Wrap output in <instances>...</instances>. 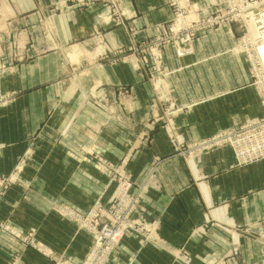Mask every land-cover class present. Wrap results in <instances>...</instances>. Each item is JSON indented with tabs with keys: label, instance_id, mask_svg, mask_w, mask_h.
<instances>
[{
	"label": "crops",
	"instance_id": "1",
	"mask_svg": "<svg viewBox=\"0 0 264 264\" xmlns=\"http://www.w3.org/2000/svg\"><path fill=\"white\" fill-rule=\"evenodd\" d=\"M112 1L0 0L1 91L15 95L0 109V176L20 167L0 215L20 221L14 231L31 238L3 245L0 264H53L59 253L80 264L91 240L49 206L108 203L107 179L88 160L94 152L130 160L133 189L143 188L134 219L152 237L141 245L133 233L109 264H264V159L237 166L226 148L186 166L170 142L209 138L264 115L247 61L233 51L240 30L199 35L189 55L164 50L161 106L169 112L153 127L151 88L131 67L130 37L113 12L148 37L175 4L199 11L220 0ZM91 127L97 134L89 138Z\"/></svg>",
	"mask_w": 264,
	"mask_h": 264
},
{
	"label": "rangeland",
	"instance_id": "2",
	"mask_svg": "<svg viewBox=\"0 0 264 264\" xmlns=\"http://www.w3.org/2000/svg\"><path fill=\"white\" fill-rule=\"evenodd\" d=\"M175 8L176 9L172 13L171 19L174 17V13L176 12V10L180 7H178L177 4H175ZM112 15H113L112 19H113L114 25L124 28L127 32V35H129L128 37H130L131 67L134 69L136 73L140 75V77L142 76V78L146 80V82L151 88L152 102L150 105V109H151V113L153 117L152 118L153 123L151 125L153 127L157 125L156 127L159 128L160 125H159L158 119L162 117L166 112L167 113L169 112L166 110L164 106H161V103L165 101V98L167 95L165 93L166 90H165L164 85H166L167 83L166 79L169 77L167 68L164 66V61L162 59L163 52L166 48L171 47L172 50L174 51V54L178 57H181L185 54L189 55L191 51L188 48V51L185 50L187 51L186 53L180 54L178 52L179 49L175 47L174 45L166 46V42L167 44L172 43L169 32H168L169 26L171 24L169 22L171 21V19L168 22L155 25L150 31L152 34L146 37V36H141L143 33V30H138L133 25H127L125 21L122 19V16L118 15L117 11H114ZM237 47H238V43H236L233 51L240 54L237 51ZM262 61L264 63V59H262ZM5 70H6L5 66L0 67V73L2 72L3 76L5 75ZM248 70H249L248 71V77H249L248 85L251 86L254 89L255 94L258 95L259 100L263 107V111H264V105L262 103L261 92H259L258 87L254 84V80L250 76L249 65H248ZM3 76L0 79V95L4 97L6 105L4 106L1 105L0 109L13 103L14 96H15L13 93H3L1 91V81L3 79ZM123 95L125 94L123 93ZM162 113L163 115L160 116V114ZM258 118H264V115ZM161 126H162V129L163 128L168 129L167 125H161ZM233 129L235 128L222 130L210 136L209 138L200 139L196 141H185L179 136H178L179 138L178 137L172 138L170 142H172L173 146L175 147L173 156L177 157L187 166V165H191L192 163H198L199 159H201L204 156L209 155L212 152H216V151L226 149V148L231 150V148L226 147L225 145L224 134L229 131H232ZM171 132L173 131L171 127H169V133ZM87 133H88L89 138L90 136L94 137L97 134V130L91 127L87 131ZM232 154H233V151H232ZM123 159L124 160L112 162L108 157H105V154L101 152L100 153L94 152L88 155L89 162L95 165L97 172L103 175L105 179H107V185H106L107 190L106 191L111 192V196L109 197V201L107 204H103L100 202L99 199H97L86 211L79 210L75 208L73 205L67 204L64 202L52 203L49 206V212L53 213L58 219L62 221V223H65V224L68 223V224L73 225L77 231L85 233V235L89 237V240H91V242H90L88 251L90 247H92L93 242H94L92 238L93 234L90 232V228H89L90 225H93L94 215H96L97 218L100 217L99 219H102L103 223L107 222V218L115 219V218L123 217L125 206H123V203H122L124 201L121 200V197H122L121 193L122 191L125 190L126 187L124 186L128 181H129L128 183L131 184L130 183L131 173L126 170L127 165L130 163V160H128L127 158H123ZM160 162L161 161H156V164ZM235 164H236V161H235ZM150 174H154V172ZM19 175H20V167H17V165H15V167L12 169L10 173H8L7 175L0 176V202H1V199H3L6 196L9 189L14 186V183L17 181ZM136 191L137 190H134L131 188L128 190L129 192L128 196L130 199H131V194L133 195V192L135 193ZM142 195L143 193H139L138 195H136L138 196V198L135 201L136 209L133 211L134 214L132 215V221L135 224L137 223L135 222L134 217L136 216L135 214L137 210L141 208ZM128 208L131 211V205H129ZM74 216H79L81 218L80 221H76V219L74 220L73 218ZM138 216L141 218H144L142 217L141 214H139ZM127 218H128V223L131 224V214ZM18 223H20V221L14 220L12 222L11 219L9 218L3 219L0 215V239H1L0 249H2L3 245L4 247L11 249L12 246L14 245L13 241H16V240H21V242L23 243L25 242L31 243V240H30L31 238L29 236L22 237L19 234H17L16 231H14V228L16 229L17 227L16 224ZM137 230L139 231L140 234H143V232L141 231V227L137 228ZM133 233L134 232H131L130 230L127 233L126 237L122 239L120 244L125 239H130ZM148 235L149 236H145V238L142 239V241L138 240V243H140L141 245L149 244V242L152 240V237L150 234ZM87 253L83 255L84 259ZM167 253L171 255L175 260H179V259H181V261L184 260L181 258L180 253L177 252L176 250H168ZM41 254L44 255L45 257H48L49 255L47 251H44ZM15 258L16 256L14 255L13 259ZM83 258L80 264H82V262L84 261ZM52 262L53 264H57V262L59 263L67 262L68 264H74L71 261H69V259L65 258V256H63L61 253H59L58 255H55V257H53L52 259Z\"/></svg>",
	"mask_w": 264,
	"mask_h": 264
},
{
	"label": "built area",
	"instance_id": "3",
	"mask_svg": "<svg viewBox=\"0 0 264 264\" xmlns=\"http://www.w3.org/2000/svg\"><path fill=\"white\" fill-rule=\"evenodd\" d=\"M110 1L113 5V1ZM169 23L171 24L168 32L172 43L166 42V46L174 45L179 49L180 54L186 53L188 48L192 51L193 44L199 35L210 33L223 26L235 25L241 33L237 51L246 59L250 76L261 92L264 105V63L260 54L261 49L264 48V0H221L216 5L199 11L178 8ZM2 76L1 72L0 79ZM1 105L6 104L4 97L0 95ZM224 139L226 147L233 151L238 166L263 160L264 118H257L236 127L225 133ZM128 182L121 193V200L124 201L122 203L125 206L123 217L107 218V222L103 223L100 217L97 218L94 215L93 225L89 226L94 242L82 264H109L116 248L130 230L145 238L144 234H140L137 230L140 227L132 221L133 211L136 209L135 201L138 198L136 195L143 193V188L133 192L130 199L128 190L133 189V183ZM129 205H131V211L128 208ZM130 214L131 224L128 223L127 218ZM73 218L76 221L81 219L79 216ZM57 264L68 263L57 262Z\"/></svg>",
	"mask_w": 264,
	"mask_h": 264
},
{
	"label": "bare ground",
	"instance_id": "4",
	"mask_svg": "<svg viewBox=\"0 0 264 264\" xmlns=\"http://www.w3.org/2000/svg\"><path fill=\"white\" fill-rule=\"evenodd\" d=\"M260 54H261V59H264V48L261 49Z\"/></svg>",
	"mask_w": 264,
	"mask_h": 264
}]
</instances>
